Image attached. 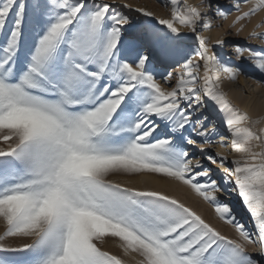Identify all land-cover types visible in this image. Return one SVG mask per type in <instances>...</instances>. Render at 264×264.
<instances>
[{"label":"snow or ice","instance_id":"snow-or-ice-1","mask_svg":"<svg viewBox=\"0 0 264 264\" xmlns=\"http://www.w3.org/2000/svg\"><path fill=\"white\" fill-rule=\"evenodd\" d=\"M163 6L168 18L102 0H0V264H128L106 240L135 264H264V128L223 91L245 73L205 34H244L264 0ZM248 36L264 45V16ZM234 54L264 73V47ZM150 178L187 189L237 237L174 195L130 186Z\"/></svg>","mask_w":264,"mask_h":264},{"label":"rangeland","instance_id":"rangeland-1","mask_svg":"<svg viewBox=\"0 0 264 264\" xmlns=\"http://www.w3.org/2000/svg\"><path fill=\"white\" fill-rule=\"evenodd\" d=\"M102 2H108L112 4H122V3H129L133 6H142L147 8L150 11L155 12L157 15L161 16L162 18H168L169 16V10L163 6L164 3H167V0H102ZM187 2L188 4H192L194 6H199L201 4V0H181V3ZM209 2L213 6V10L218 5H224L226 7H231V0H209ZM247 10V9H245ZM264 16V14H261V16H258L253 19L252 23L248 25L246 28V31L244 34L237 36L234 34H228L229 29L227 25L223 29L216 28L214 31L206 32V35L212 36V38L215 40L217 38H223L228 45L226 48L222 50V59L227 64H240L243 67L244 75H241L239 77V80L234 83V89L238 88L239 90V96L241 98H246L247 96L251 95V92L253 91V88H251L252 85H255V88H257L256 97L260 95V92L264 91V87H261L260 84L256 83L257 80H264V73H261L258 69L253 67L250 63H247L245 61V58H241L240 60H236L235 54H234V46L235 44L239 43L241 46H249L253 48H259L264 47V45L261 44L258 40H251L249 39L248 32L252 30V28L255 26L256 23H258L261 19V17ZM231 19H234V17L230 18L228 23H231ZM220 23H223L222 21L216 20L214 21V25H218ZM188 35H191L190 33ZM247 54H245V57ZM171 71V69H169ZM233 82H230L229 80H224L222 83V89L229 88V84ZM162 86H164L162 84ZM233 90V91H235ZM242 92V94H241ZM237 94V93H236ZM214 106H211L209 102H207V107L204 109V113L209 115V117L215 116V112L213 110ZM254 117V118H253ZM253 120H260L261 123L257 126L258 128H264V119L262 116L260 117H251ZM227 134V133H226ZM225 134V135H226ZM209 151L217 152V147L214 149H210ZM199 158V157H197ZM230 159L233 158L232 156L229 157ZM207 167H211L213 169V177L220 180V177L216 174L214 168L211 165L206 164ZM115 179H121V178H115ZM151 180H147V182L144 181H132L130 182V186H136V187H150L154 190L158 191H164L167 194L174 195L182 200V202H185L190 207L193 208V210L197 211L199 214H201L206 220H208L210 223H212L215 227H217L223 234L228 235L231 238H236L237 234L235 233L234 229H232L230 226L222 224L220 221H218L215 217L214 210L211 206L204 203L203 201L199 200L198 198L194 197L187 189H181L176 187L175 185H169L164 181L157 180L155 178H151ZM150 181V182H149ZM143 183V184H142ZM221 191L217 193L218 198L224 202L229 204L228 200V191L226 190V184L223 182H220ZM3 232V225L0 224V233ZM22 241H16V243H21ZM104 250L110 252L113 255H116L118 257H122L126 260H128V264H135V261L132 260L129 257H124V254L122 250L118 247V245L112 241V240H106L105 244L103 245ZM250 252L252 255L257 256L258 253L255 251H252L250 249Z\"/></svg>","mask_w":264,"mask_h":264},{"label":"bare ground","instance_id":"bare-ground-1","mask_svg":"<svg viewBox=\"0 0 264 264\" xmlns=\"http://www.w3.org/2000/svg\"><path fill=\"white\" fill-rule=\"evenodd\" d=\"M212 34L213 33L211 32V35ZM201 75H202V73H201ZM251 88H253V91L251 92V95L247 96L246 98H241L239 96V90H238V88H236V90L234 89V83L233 84L230 83L229 88L223 89V91H225L228 94V98L231 101V103L234 105V107L239 109L241 112H246L250 117L255 116L258 118V117L262 116L264 119V91L260 92V95L256 97L255 91L257 90L258 87L255 88V85H252ZM233 90H235V91H233ZM241 94H242V92H241ZM209 104L211 106H214L210 101H209ZM213 110L215 112V116L209 117V120L215 122L217 124L218 129L221 132H223L222 126H220V124H219L220 113L216 110L215 106L213 107ZM223 134H226V133H223ZM217 152H220L221 154H227L224 152V149L219 148V147H217ZM212 167L214 168L216 174L220 177L222 175V170H220L219 168H217L215 166H212ZM148 180L153 181L154 179L152 180L150 178ZM135 183H136V181H135ZM226 188H227L226 190L228 191L227 195H228L229 204L236 211V213L238 214V216L242 220V222H244L249 228H251V223L249 221L248 214L244 210L243 206L241 205L238 197L236 196V194L234 192H232L230 190V185L226 184Z\"/></svg>","mask_w":264,"mask_h":264}]
</instances>
